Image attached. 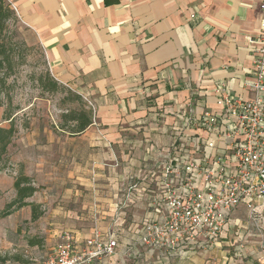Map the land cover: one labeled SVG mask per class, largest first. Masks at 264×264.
Here are the masks:
<instances>
[{
	"label": "crops",
	"instance_id": "obj_1",
	"mask_svg": "<svg viewBox=\"0 0 264 264\" xmlns=\"http://www.w3.org/2000/svg\"><path fill=\"white\" fill-rule=\"evenodd\" d=\"M6 1L43 49L53 79L93 105L84 132L59 130L51 144L59 152L53 170L66 175L57 199L75 204L54 212L51 237L68 230L82 248L97 227L115 234L117 249L93 264L137 256L176 262L140 243L144 225L166 214L163 164L179 145L199 161L216 153L201 129L184 128L185 117L219 114V95L254 98L249 40L261 35L264 0ZM192 179L200 189V176Z\"/></svg>",
	"mask_w": 264,
	"mask_h": 264
},
{
	"label": "built area",
	"instance_id": "obj_2",
	"mask_svg": "<svg viewBox=\"0 0 264 264\" xmlns=\"http://www.w3.org/2000/svg\"><path fill=\"white\" fill-rule=\"evenodd\" d=\"M261 11L264 14V2ZM260 29V37L249 40L254 46V98L244 101L218 94L219 114L204 111L194 119L184 118V128L201 129L207 136L204 146L216 153L199 161L185 145L172 150L163 164L159 202L166 214L161 222L145 224L140 238L141 245L152 251L178 256L210 250L240 206L253 213L264 209V19ZM194 143L193 152L198 147ZM194 173L202 181L200 189L194 187ZM123 207L117 206L118 210ZM62 239L52 255L38 264H93L96 259L113 256L117 249L115 234L104 236L97 227L82 248L68 230L63 231Z\"/></svg>",
	"mask_w": 264,
	"mask_h": 264
},
{
	"label": "rangeland",
	"instance_id": "obj_3",
	"mask_svg": "<svg viewBox=\"0 0 264 264\" xmlns=\"http://www.w3.org/2000/svg\"><path fill=\"white\" fill-rule=\"evenodd\" d=\"M6 35L12 46L14 69L0 98V128L13 127L16 133L8 155L0 162V214L16 199L14 182L23 174L38 189L27 201L40 205L43 217L32 222L31 208L24 207L0 218V258H6L7 264H38L62 243L61 237H51L50 231L57 224L52 218L54 212H59L65 204L75 207L61 201V197L57 199L55 186L59 175L64 180L66 175L53 170L59 152L57 149L55 154L51 144L59 130L68 132L66 128L61 129L64 114L80 110L81 105L62 85L58 92L44 87L49 85L47 76L51 73L43 49L35 43L17 14L8 24ZM227 222L223 237L210 250L178 255L180 261L174 263L166 258L153 261L137 256L125 264H264V209L253 213L240 206ZM31 239L43 240L42 246H30Z\"/></svg>",
	"mask_w": 264,
	"mask_h": 264
},
{
	"label": "trees",
	"instance_id": "obj_4",
	"mask_svg": "<svg viewBox=\"0 0 264 264\" xmlns=\"http://www.w3.org/2000/svg\"><path fill=\"white\" fill-rule=\"evenodd\" d=\"M16 19V14L12 10L11 5L6 0H0V98L7 86V78L13 73L14 65L12 58L11 44L7 40V28L8 24ZM48 74L49 85L44 87L52 92H58L61 89V85L51 78ZM69 95H72L76 101L81 105L80 110H70L64 114V125L61 129H68V132L72 134H80L84 132L92 123V112L87 110L88 104L82 97L74 94L70 90L66 89ZM1 102V101H0ZM70 125V126H69ZM15 129L10 127L8 129L0 128V162L9 153V147L12 143V139L15 136ZM14 190L16 193V199L9 205L8 209L0 214V218L7 217L11 214V210H19L24 207L31 208V220L32 222L38 221L43 217V212L40 210L41 206L33 202H28L38 189L33 185L32 179L20 175L14 182ZM43 240L31 239L29 241L30 246H42ZM0 264H7L6 258H0Z\"/></svg>",
	"mask_w": 264,
	"mask_h": 264
}]
</instances>
